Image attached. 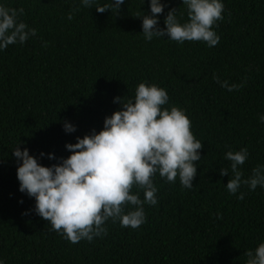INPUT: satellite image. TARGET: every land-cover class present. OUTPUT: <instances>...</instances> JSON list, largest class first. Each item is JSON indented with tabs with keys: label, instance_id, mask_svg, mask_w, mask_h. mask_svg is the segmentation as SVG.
Here are the masks:
<instances>
[{
	"label": "trees",
	"instance_id": "trees-1",
	"mask_svg": "<svg viewBox=\"0 0 264 264\" xmlns=\"http://www.w3.org/2000/svg\"><path fill=\"white\" fill-rule=\"evenodd\" d=\"M110 0H99L101 5ZM167 13L182 0H162ZM20 9V20L37 30L25 44L0 52V259L5 264H247L248 250L264 243V188H241L244 200L226 188L220 170L228 151L247 148L244 178L264 165V0H223L220 36L209 48L168 37L148 42L142 16L150 0H126L120 12L99 13L80 0H0ZM183 13V16L180 15ZM72 15L69 20L68 16ZM242 85L228 91L216 82ZM167 90L164 107L185 110L202 160L191 190L158 174V205H145L147 223L137 229L109 220L107 235L73 244L51 230L20 192L13 150L29 149L43 166L68 158L69 143L102 131L115 103L135 96L140 83ZM66 122L77 131L66 133ZM41 153L46 154L41 157ZM54 154L56 159H49ZM144 199L141 189L133 188ZM22 201V203H21Z\"/></svg>",
	"mask_w": 264,
	"mask_h": 264
},
{
	"label": "clouds",
	"instance_id": "clouds-1",
	"mask_svg": "<svg viewBox=\"0 0 264 264\" xmlns=\"http://www.w3.org/2000/svg\"><path fill=\"white\" fill-rule=\"evenodd\" d=\"M83 7L95 8L99 13L111 10L120 12L126 0H110L101 5L99 0H80ZM145 3V0H144ZM187 10V20L181 23L176 9H171L164 21L166 28L159 27V15L166 5L162 0H150L151 14L142 16L143 36L150 42L154 38L168 37L179 44L200 41L209 48L220 42L214 30L218 21L224 19L223 0H182ZM23 8L15 9L0 3V52L9 46L25 44L37 35L35 28L20 20ZM183 16V13H180ZM72 19V15L68 16ZM216 82L228 91L238 90L242 85H230L227 81ZM166 89L155 84L140 83L133 99L124 102L116 97L115 103L122 109L105 118L102 131H92L77 143H69L66 149L72 154L60 158V163L43 166L29 149L17 147L12 151L19 167L17 178L20 192L34 198L35 213L48 221L51 230L60 233L71 243L89 242L107 235L109 220L119 222L121 227L137 229L147 223L145 205L156 206L158 188L154 183L157 174L175 184L177 178L183 188L191 190L197 176L199 150L203 143L196 139L192 122L185 110L164 107L169 104ZM264 123V115L260 117ZM66 133L77 128L70 122L64 125ZM46 154L41 153V157ZM247 148L228 151L225 160L230 161V171L222 168L220 174L231 179L227 190L239 200H244L243 186L251 191L264 188V165L252 170L244 178L242 166L249 158ZM49 159H56L54 154ZM144 192V199L133 188ZM22 203V201H21ZM247 264H264V243L255 250H248ZM0 264L5 261L0 259Z\"/></svg>",
	"mask_w": 264,
	"mask_h": 264
}]
</instances>
